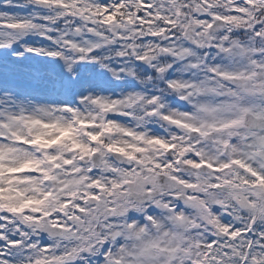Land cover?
Here are the masks:
<instances>
[{
  "label": "snow or ice",
  "instance_id": "obj_1",
  "mask_svg": "<svg viewBox=\"0 0 264 264\" xmlns=\"http://www.w3.org/2000/svg\"><path fill=\"white\" fill-rule=\"evenodd\" d=\"M0 264H264V0H0Z\"/></svg>",
  "mask_w": 264,
  "mask_h": 264
}]
</instances>
